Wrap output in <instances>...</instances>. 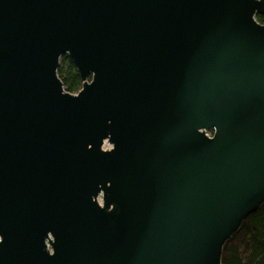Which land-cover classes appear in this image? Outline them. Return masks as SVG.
<instances>
[{
  "label": "water",
  "instance_id": "1",
  "mask_svg": "<svg viewBox=\"0 0 264 264\" xmlns=\"http://www.w3.org/2000/svg\"><path fill=\"white\" fill-rule=\"evenodd\" d=\"M257 15L264 0H0V264H221L264 203Z\"/></svg>",
  "mask_w": 264,
  "mask_h": 264
},
{
  "label": "trees",
  "instance_id": "2",
  "mask_svg": "<svg viewBox=\"0 0 264 264\" xmlns=\"http://www.w3.org/2000/svg\"><path fill=\"white\" fill-rule=\"evenodd\" d=\"M256 19L264 23V16L257 15ZM57 73L68 92L81 89V78L67 54L61 56ZM221 264H264V203L225 242Z\"/></svg>",
  "mask_w": 264,
  "mask_h": 264
}]
</instances>
